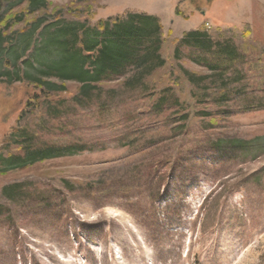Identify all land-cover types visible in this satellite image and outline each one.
<instances>
[{"label":"rangeland","instance_id":"obj_1","mask_svg":"<svg viewBox=\"0 0 264 264\" xmlns=\"http://www.w3.org/2000/svg\"><path fill=\"white\" fill-rule=\"evenodd\" d=\"M128 12L158 17L164 28L166 65L146 85H125L141 71L132 65L79 102L80 83L42 76L63 55V30L94 37L100 22L112 27ZM11 13L18 18L4 26ZM203 24L230 40L232 61L187 47L176 59V42ZM181 67L207 79L191 84ZM31 78L67 89L50 102L55 112L20 120L40 93ZM22 129L33 150L54 148V157L3 174L7 160L25 157L6 143ZM2 150L0 264H264V0L4 4ZM14 186L20 192L5 195Z\"/></svg>","mask_w":264,"mask_h":264},{"label":"trees","instance_id":"obj_2","mask_svg":"<svg viewBox=\"0 0 264 264\" xmlns=\"http://www.w3.org/2000/svg\"><path fill=\"white\" fill-rule=\"evenodd\" d=\"M12 1L14 0H0V12L4 4ZM44 1L29 0V4L32 9H36L43 5ZM25 12L22 11L21 13L24 14ZM18 15V13H11L10 16H7L3 25L7 26L11 20H16ZM31 22L32 20H29L27 24ZM112 23L113 26L111 27L110 24L100 22L95 36L89 38H86V33L81 37L73 33L75 30H63L62 33L65 36L61 52L63 55L56 64L48 68L46 72H43L42 76L58 78L65 83L70 81L80 83L79 95L76 98L79 102L83 99H90L93 92L99 89V84L122 76L132 65H135L141 71L128 80L125 85H146V79L152 77L157 70L166 65V60L162 56V47L166 37L160 19L145 13L128 12L126 18H113ZM78 37L82 39L81 42H78ZM218 38L219 34L217 32H209L207 24H203L200 29L185 34L182 40L176 42L175 57L177 60L182 59L181 49L184 47L197 49L205 53L213 52L216 49L218 54L225 53L226 59L232 61L236 56L235 47L231 45L230 40L227 39L226 44H222ZM201 61H204L203 63L200 62L201 64L212 71H216L222 66L208 60ZM181 71L191 84L198 85L207 79L206 76L190 73L183 67H181ZM32 81L35 88L40 90V93L29 99L26 109L20 116V120H23L28 113H31L30 115L37 120L40 116H47L50 111L55 112L59 108L57 105L52 106V102L60 96V93L67 89L65 84L58 87L54 84H49L41 78H34ZM45 87L48 88L46 89ZM170 91H173V88L167 87L162 93L155 94L159 95L156 105H163L167 101L166 95ZM63 102L64 100H60L59 104ZM170 105L173 107L181 106L179 98H176ZM210 115L211 112H204L205 117ZM217 119L213 117L212 122L214 125L217 123ZM187 121L188 117L182 118V122L186 123ZM25 133L26 131L22 129L7 139L6 143L8 146L16 144L18 149L25 153V157H13L7 160L5 164L8 168L3 169V174L8 173L9 171L5 170L10 169L12 171L26 170L39 163L47 162L54 157L56 151L54 148L33 150L31 138L28 135L26 136ZM3 151L0 152V155H2ZM1 160L2 157L0 156V162ZM20 189V186L6 188L5 195L11 197L14 193H19Z\"/></svg>","mask_w":264,"mask_h":264}]
</instances>
